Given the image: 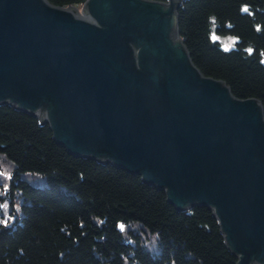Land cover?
<instances>
[{"label":"water","instance_id":"obj_1","mask_svg":"<svg viewBox=\"0 0 264 264\" xmlns=\"http://www.w3.org/2000/svg\"><path fill=\"white\" fill-rule=\"evenodd\" d=\"M183 1L0 0V105L174 210L208 208L236 264H264V110L194 65Z\"/></svg>","mask_w":264,"mask_h":264},{"label":"trees","instance_id":"obj_2","mask_svg":"<svg viewBox=\"0 0 264 264\" xmlns=\"http://www.w3.org/2000/svg\"><path fill=\"white\" fill-rule=\"evenodd\" d=\"M48 2L77 7L86 0ZM177 15L200 72L264 110V0H184ZM226 38L234 42L228 50ZM3 167L10 173L7 188L0 178V216L8 203L14 220L0 222V264L237 262L208 208L174 210L141 176L69 154L47 124L9 105H0ZM36 178L43 184L30 182Z\"/></svg>","mask_w":264,"mask_h":264},{"label":"rangeland","instance_id":"obj_3","mask_svg":"<svg viewBox=\"0 0 264 264\" xmlns=\"http://www.w3.org/2000/svg\"><path fill=\"white\" fill-rule=\"evenodd\" d=\"M80 7L81 6H77V8H80ZM224 42H225V44H229V43H231L233 41L231 39H229V38H226ZM3 169L4 170L2 172H0V178H1V182L4 185V187L7 188L8 187V178H9L10 168L8 169L7 167H3ZM30 182L32 184H35V185L43 184V179H37V178L36 179H31ZM0 189H1V187H0ZM13 217L14 216L9 211L8 203H5L4 204V209H3V216H0V222L7 223L9 221L14 220ZM120 227L122 228V224L120 225ZM123 229H124V227H123ZM141 232H142V230H141ZM142 234H143L142 237L145 240V237H146L145 233L142 232ZM146 246L151 249L154 246L153 240L151 239V241H148V245L146 243Z\"/></svg>","mask_w":264,"mask_h":264},{"label":"snow or ice","instance_id":"obj_4","mask_svg":"<svg viewBox=\"0 0 264 264\" xmlns=\"http://www.w3.org/2000/svg\"><path fill=\"white\" fill-rule=\"evenodd\" d=\"M244 11H248L247 9H244ZM234 43V42H233ZM232 47V43H229V44H226L225 45V49L226 50H228L229 48H231ZM250 52H251V50H250Z\"/></svg>","mask_w":264,"mask_h":264},{"label":"clouds","instance_id":"obj_5","mask_svg":"<svg viewBox=\"0 0 264 264\" xmlns=\"http://www.w3.org/2000/svg\"><path fill=\"white\" fill-rule=\"evenodd\" d=\"M251 49H249V51H250Z\"/></svg>","mask_w":264,"mask_h":264}]
</instances>
